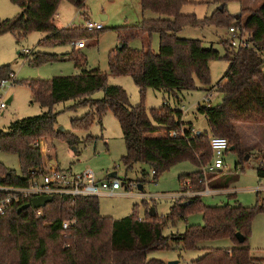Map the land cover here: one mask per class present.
I'll return each mask as SVG.
<instances>
[{
    "label": "trees",
    "instance_id": "1",
    "mask_svg": "<svg viewBox=\"0 0 264 264\" xmlns=\"http://www.w3.org/2000/svg\"><path fill=\"white\" fill-rule=\"evenodd\" d=\"M61 1L11 0L21 8V12L11 19L0 18V35L12 33L19 41L32 32H45L48 36L40 45H56L99 36L104 30L56 26L55 17ZM67 1L78 9L86 7L83 0ZM230 1L241 0H141L143 13L150 11L156 16L144 18L138 25L113 28L123 47L117 46L110 51V73L130 74L142 98L148 88L163 90L179 98L183 91L197 88L196 79L202 84L210 82V62L222 59L221 54L213 47H205L202 40L180 37L178 34L184 26H228L236 21L241 32L250 34L252 48L233 53L226 50L223 57L229 61V69L218 85L222 102L211 107L198 106V112L208 121V131L194 130L192 123L183 120V111L173 109L168 103L152 108L150 113L143 103L132 106L124 88L110 85L108 75L99 68L87 69L86 55L80 53L82 48H73L65 56L72 58L76 67L81 68L80 74L28 83L34 100L48 111L17 120L7 130L0 129V149L16 153L21 168L17 174L0 162V184L27 187L32 183L44 168L40 146L44 138L64 137L71 145L80 142L74 132L57 129L58 113L54 107L67 101H73L75 107L91 108L82 118L72 120L74 130L90 129L95 119L101 124L108 111L114 114L126 147L121 162L127 171L139 164L145 166L140 172L141 183L148 177L149 170L158 178L172 166L190 161L199 170L181 175L179 181L183 186L184 181L189 180L191 192L206 190L216 177L215 172H208L211 175L207 176L203 170L214 158L211 147L214 136L227 138V152L234 151L239 156L236 166L243 164L250 151L243 145L237 125H264V3L258 10H249V17L243 23L242 14L235 21L236 16L228 14L226 4ZM188 3L221 4L224 7L199 20L194 14L182 12ZM156 33L160 37L158 52L152 49ZM136 38H146V47L132 49L129 42ZM20 55L29 58L35 66L60 59V55L48 52H36L31 57ZM12 73L9 66L0 67V78ZM98 91L104 92L103 97L92 98ZM172 130L180 132V135L171 136ZM96 138L88 136L85 141ZM256 171L263 179L264 157ZM234 181L235 178H225L211 187L226 189ZM30 201L31 198H21L5 214H0V264H165L148 256L152 251L172 248L170 241L178 242L184 251L203 250V255L192 264H264V259L252 256L249 245L254 219L258 213L264 212V205L244 206L236 201V205L210 206L203 203L202 196L192 195L176 199L169 213L163 216L158 214L155 206L147 205L143 219L136 215L138 206L134 207L131 215L114 219L101 214L97 196L76 200L55 196L45 207H30L20 212V207ZM192 211L202 214L203 224L186 225L183 233L165 234L166 228L186 220ZM72 219L76 224L63 229V223ZM237 233L246 238L245 242H239ZM220 239H230L233 246L199 247L202 242Z\"/></svg>",
    "mask_w": 264,
    "mask_h": 264
},
{
    "label": "rangeland",
    "instance_id": "2",
    "mask_svg": "<svg viewBox=\"0 0 264 264\" xmlns=\"http://www.w3.org/2000/svg\"><path fill=\"white\" fill-rule=\"evenodd\" d=\"M264 0H241L230 1L226 4V10L232 17L242 14L244 23L249 15V10H257ZM86 7L78 9L67 0H62L55 17V24L59 28L68 26H83L88 20L102 23L104 30L99 36L93 35L86 37L87 44L81 50V54L86 55L88 64L87 69L99 68L108 75L110 85L121 86L130 98L132 106L144 104L147 112L152 108H160L168 103L173 109L183 111V119L186 123H192L196 131H208L209 125L206 117L198 112V106L204 105V100L210 98L212 105L216 106L222 102L223 96L218 91V85L223 81L229 69V61L223 57L226 50L233 53L230 48L228 37L229 27L236 25L231 22L226 25L204 24L191 26L186 25L179 32V36L188 39H199L207 48L213 47L221 54L222 59L210 62L211 79L208 84H202L196 79L197 88L191 91H183L179 98L163 90L148 88L144 98H142L139 87L135 84L130 74L116 75L109 70V53L121 43L115 27L125 25H138L144 18L155 17L156 14L148 11L143 13L141 0H83ZM224 6V5H223ZM217 4H198L188 3L182 8L184 14H194L199 20L210 17L220 8ZM21 8L12 3L11 0H0V18L11 19L18 16ZM102 15H105L104 19ZM242 23V25H244ZM246 36L249 33L244 32ZM48 36L45 32H32L22 40H17L12 33L0 35V67L9 66L14 72L2 79L9 80L7 86L2 87L0 83V104L5 102L7 105L0 110V129L7 130L11 123L28 117L42 115L48 111L39 101L34 100L32 91L28 83L32 80H51L59 76H73L81 73V68H77L75 61L65 56L73 48L78 50L79 41L77 39L71 44L40 45V42ZM146 38H136L129 42V46L135 50L146 47ZM78 43V44H77ZM73 48H72V46ZM160 37L156 33L152 39V49L159 51ZM29 50L25 54L24 51ZM36 52H48L60 55L56 62L47 63L39 66L32 65L30 59L20 55L32 56ZM14 80V82H13ZM210 91V92H209ZM212 96H211V95ZM103 91L93 94L92 98L101 99ZM8 104L7 102L10 100ZM91 108L89 106H74L73 101L59 103L54 107L58 113L57 129L64 132H74L80 142L71 145L64 137H48L42 142L47 144L51 156L56 159L57 165L61 169L72 168L76 172L92 170L98 179L107 178L108 174L116 171L121 179L123 188L117 195H99L100 212L103 216L120 219L133 213L137 207L136 215L143 219L147 214V205L155 206L160 216L169 213L172 204L178 198H188L186 188H183L179 177L183 174L194 173L199 168L190 161H183L168 169L155 178L152 171L144 182L141 170L143 164L136 165L134 169L127 171L121 162V157L126 152V147L121 131L120 124L114 114L108 111L102 118L101 124L97 119L94 120L90 129H76L72 127V120L82 118ZM188 126V125H186ZM238 130L242 136L243 145L249 149V155L244 159L243 164L236 166L239 156L234 151L226 152L224 159L227 170L223 174L217 173L214 182L211 181L207 188H213L216 180L218 182L225 178H235L228 188L218 193L205 194L204 191L196 192L202 196V201L206 205L221 206L225 204L236 205L237 202L244 206L264 205V178L260 179L256 168L263 162L264 157V125L258 124H238ZM88 136L97 137L95 140L85 141ZM42 150V149H41ZM44 154V153H43ZM47 155H45L46 157ZM46 159V161H47ZM0 162L6 168L14 170L20 174L21 168L19 158L16 153L6 152L0 149ZM211 174L207 173V176ZM237 177V178H236ZM142 186V190L139 189ZM217 185V184H216ZM129 186V188H127ZM185 192V193H184ZM187 192V193H186ZM192 193V192H190ZM195 193V192H194ZM237 201V202H236ZM203 216L199 211H192L187 215L186 220L178 222L176 226H169L165 234L183 233L186 225L203 224ZM172 248L152 251L148 258L163 261L165 264L176 261L177 264H192L193 260L203 255V250L184 251L178 242L170 241ZM252 256L256 259H264V212H260L254 219L252 233L249 238ZM232 247L230 239H220L200 243L199 247Z\"/></svg>",
    "mask_w": 264,
    "mask_h": 264
},
{
    "label": "built area",
    "instance_id": "3",
    "mask_svg": "<svg viewBox=\"0 0 264 264\" xmlns=\"http://www.w3.org/2000/svg\"><path fill=\"white\" fill-rule=\"evenodd\" d=\"M85 28L88 31L102 30L104 29V25L102 23L88 20L85 24ZM228 34V42L231 49L237 51L239 49H249L253 47L251 36H246V34L241 32L236 25L229 27ZM24 53H29V50H25ZM9 80L11 79H2L0 82L1 86H7ZM6 105L5 102H1L0 110L5 108ZM204 105L208 107L213 106L212 100L210 98L205 99ZM170 134L171 136L176 137L180 135V132L172 130ZM43 144L44 142L41 141V149L43 148ZM211 147L214 158L212 163L203 169L205 173L227 170L228 167L225 163L224 156L229 150L228 139L225 137L214 136L211 138ZM153 174H155V172H153ZM183 186L186 188L189 195L192 196L199 194L196 192L190 193L191 183L189 180H185ZM122 188L123 184L118 175L115 178L100 180L92 170L76 172L72 168L61 169L57 163L51 162L47 159V161H44L42 172L36 176L29 186L14 187L0 184V214H5L10 206L21 198L32 199L39 196H53L55 198V196H60L76 200V198L79 197H98L102 194L116 195ZM209 192L210 190L208 188L204 191L205 194H208ZM75 224V219L66 220L63 223V229H69Z\"/></svg>",
    "mask_w": 264,
    "mask_h": 264
},
{
    "label": "water",
    "instance_id": "4",
    "mask_svg": "<svg viewBox=\"0 0 264 264\" xmlns=\"http://www.w3.org/2000/svg\"><path fill=\"white\" fill-rule=\"evenodd\" d=\"M223 5H221L220 9H223ZM240 17V15L236 16V19H238ZM123 47V44L121 43L119 45V48L121 49ZM12 98L7 102L8 104L11 102ZM61 131H63L62 129H60ZM200 133V132H199ZM117 172L114 171L112 173H110L108 175L109 178H115L117 177ZM139 189L142 190V186L139 185ZM54 200L53 196H39V197H34L31 199V201L23 206L20 207L19 211H23L26 210L30 207L34 208V209H40L42 207H45L48 203L52 202ZM189 202H186L185 204H188ZM153 212V211H152ZM154 213V212H153ZM237 239L239 240V242L243 243L245 242L246 238L241 234V233H237L236 234ZM169 264H177L176 261L174 262H170Z\"/></svg>",
    "mask_w": 264,
    "mask_h": 264
},
{
    "label": "crops",
    "instance_id": "5",
    "mask_svg": "<svg viewBox=\"0 0 264 264\" xmlns=\"http://www.w3.org/2000/svg\"><path fill=\"white\" fill-rule=\"evenodd\" d=\"M264 2V1H263ZM252 10V9H251ZM258 10V9H257ZM103 16V18L105 19L106 18V16L105 15H102ZM248 17H249V15H248ZM247 17V18H248ZM79 46H77V48L79 49V48H83L84 46H86V44H87V39H82L81 41H79ZM72 46V45H71ZM72 48H73V46H72ZM185 116V115H184ZM183 116V117H184ZM184 120V119H183ZM194 127V126H193ZM248 149H250V148H248ZM42 152L44 153L43 155H44V161H46V159H47V157L48 156H51L50 155V153H49V150H48V146H47V144L46 145H44L43 144V148H42ZM45 155H47L46 157H45ZM263 160V159H262ZM51 162H55V163H57V161H56V159H54L53 157H52V159L50 160ZM112 173V172H111ZM217 173H220V174H223L222 173V171L221 172H217ZM109 175V174H108ZM107 178H109L108 176H107ZM107 178H104V179H107ZM100 180H103V179H100ZM219 180H216V182L214 183V185H216V184H219V182H218ZM213 182H214V179H213ZM123 185H125V183H122ZM127 188H129V186L127 187ZM143 189V188H142ZM209 190H210V192L208 193V194H211L212 192L213 193H218V192H220V191H222V190H225V189H211V188H208ZM185 190V189H184ZM183 190V188H182V190H181V194H182V192L184 191ZM121 191V190H120ZM119 191V192H120ZM119 192L117 193V194H119ZM116 194V195H117ZM204 195V194H203ZM202 195V196H203Z\"/></svg>",
    "mask_w": 264,
    "mask_h": 264
}]
</instances>
